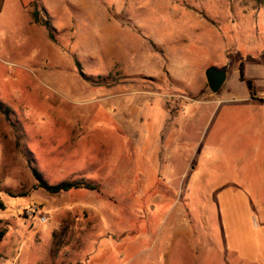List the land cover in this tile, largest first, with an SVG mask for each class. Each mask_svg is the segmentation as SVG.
<instances>
[{
	"label": "rangeland",
	"instance_id": "1",
	"mask_svg": "<svg viewBox=\"0 0 264 264\" xmlns=\"http://www.w3.org/2000/svg\"><path fill=\"white\" fill-rule=\"evenodd\" d=\"M248 56L264 0H0V264H264V180L180 113Z\"/></svg>",
	"mask_w": 264,
	"mask_h": 264
},
{
	"label": "crops",
	"instance_id": "2",
	"mask_svg": "<svg viewBox=\"0 0 264 264\" xmlns=\"http://www.w3.org/2000/svg\"><path fill=\"white\" fill-rule=\"evenodd\" d=\"M248 57L243 63L224 66L227 69L226 83L218 93H213L210 89L209 92H203L208 99L196 100L200 96L199 92L194 96L182 93L181 97L192 102L193 106L189 108L186 103H182L180 113L193 110L194 117L183 121L198 123L197 118L200 119L201 113L210 111L204 129L208 159L212 158L210 152H214L212 160L217 162L220 161L214 159L215 153L231 154L227 163L229 166L234 163L233 167L236 168L254 169L258 177L256 180H264V63L263 58ZM241 65L244 67V80L241 79ZM231 67L233 71L229 73ZM249 83L252 84L251 87ZM220 92L222 94L219 98H212ZM225 103L229 105L230 112L222 110ZM180 113L175 115V128L179 126Z\"/></svg>",
	"mask_w": 264,
	"mask_h": 264
},
{
	"label": "trees",
	"instance_id": "3",
	"mask_svg": "<svg viewBox=\"0 0 264 264\" xmlns=\"http://www.w3.org/2000/svg\"><path fill=\"white\" fill-rule=\"evenodd\" d=\"M35 19V17H34ZM50 31L49 23L44 24ZM241 79L244 80V67L241 65L240 67ZM250 87L252 86L251 83ZM33 174L36 179V185L34 189L39 190L42 189L50 194H62L67 193L73 190H88V191H100V187L91 182L86 180H73V181H63L58 184H49L44 178L43 175L36 169H33ZM6 205L0 200V210H5ZM0 237H2V233H0Z\"/></svg>",
	"mask_w": 264,
	"mask_h": 264
},
{
	"label": "water",
	"instance_id": "4",
	"mask_svg": "<svg viewBox=\"0 0 264 264\" xmlns=\"http://www.w3.org/2000/svg\"><path fill=\"white\" fill-rule=\"evenodd\" d=\"M209 89L213 93H218L227 80L226 67L210 66L205 72Z\"/></svg>",
	"mask_w": 264,
	"mask_h": 264
},
{
	"label": "built area",
	"instance_id": "5",
	"mask_svg": "<svg viewBox=\"0 0 264 264\" xmlns=\"http://www.w3.org/2000/svg\"><path fill=\"white\" fill-rule=\"evenodd\" d=\"M33 211L35 212V209ZM40 221L42 223H45L46 222V217L45 216H40Z\"/></svg>",
	"mask_w": 264,
	"mask_h": 264
}]
</instances>
